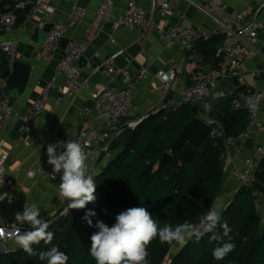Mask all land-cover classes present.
Wrapping results in <instances>:
<instances>
[{
  "label": "crops",
  "instance_id": "obj_1",
  "mask_svg": "<svg viewBox=\"0 0 264 264\" xmlns=\"http://www.w3.org/2000/svg\"><path fill=\"white\" fill-rule=\"evenodd\" d=\"M128 1L112 0L111 20L95 23L94 15L100 0H47L46 5L32 17L27 16L22 24L11 26L5 33H0V51L5 53L1 49L3 43L14 42L15 58L28 62L32 67L29 84L19 99L11 95L5 79L0 78V96L10 99L14 111V117L9 122L0 124V157L7 156V161L4 164L0 162V166L15 179L17 194L15 201L0 204V226L9 221L21 223L16 221L15 214L23 211L26 202L35 203L40 212H47L50 216L64 208L58 197L61 174L52 178L51 165L47 163V146L52 141L75 140L87 129L93 122V115L83 112V107L92 102L96 89L107 85L115 90L122 88V77L111 79L104 73V64L109 58L114 56L118 66L129 69L133 74L142 69L147 71L145 78L132 90L133 105L120 121V132L126 126L134 127L159 108L175 107L180 102L184 90L197 82L194 76L197 69L205 73L219 70L223 47L229 39L225 25H228L229 19L237 12L246 11L249 18L261 21L263 27L259 30L256 44L249 50L243 62L241 70L244 83L219 78L212 93L197 106L199 117L210 123L209 116L221 98L242 96L257 89H264V0H195L210 13L201 11L187 0H179L169 15L170 25L181 22L185 26L191 25L199 33V38L190 47L185 48L180 44L167 45L162 34L163 19L157 11L153 15L152 27L146 31L119 24L125 16ZM151 1L136 0L137 4L148 12L151 11ZM74 4L86 8V14L76 15L73 12ZM50 24L54 27L63 24L65 28L60 47L55 58L51 60L42 57L50 31L54 28L47 32L45 27ZM89 29L92 33L87 48L76 60L80 71L79 87L71 94H64L61 89L66 85L67 77L58 67L59 60L65 55L69 43L84 38ZM62 40H66L63 45ZM213 47H216L215 52ZM172 67H177L178 72L173 89L168 92L158 90L157 86L161 82L159 72ZM47 86L49 96L36 125L21 131L22 120L16 115L25 114ZM171 91L174 93L168 99ZM204 103L211 104L210 111L203 109ZM259 113V124L251 135L238 141L231 156L224 160L223 189L214 203H219L220 214L241 187L233 174V168H242L245 159L251 155L258 156L254 151L255 138L264 146V101L259 106ZM118 133H115L112 139ZM109 144L110 141L101 153L108 152ZM101 153L88 160L93 177L101 172L111 156V153H107L100 161ZM40 167L46 172H39ZM2 191L3 186L0 184V194ZM260 215L263 222L264 203ZM28 230L31 228L24 226L20 233ZM16 235L0 242V253L19 247L15 243Z\"/></svg>",
  "mask_w": 264,
  "mask_h": 264
},
{
  "label": "trees",
  "instance_id": "obj_2",
  "mask_svg": "<svg viewBox=\"0 0 264 264\" xmlns=\"http://www.w3.org/2000/svg\"><path fill=\"white\" fill-rule=\"evenodd\" d=\"M31 9L32 4L17 8L14 0H0V21L2 15H15L10 26L3 27L0 23V33L22 24ZM212 50L215 52L216 47ZM10 61L11 56L0 51V78L11 75ZM235 97L225 96L215 105L209 116L208 135L184 162L180 155L185 146L173 149V145L187 123L199 116L197 106L182 103L173 108L162 107L134 127L122 128L100 159L111 153L107 164L93 177L96 202L89 203L85 209L61 214L67 206L63 205L53 216L40 212V218L49 223L48 231L54 234L51 243L41 241L33 245V255L20 247L1 252L0 264H46L39 254L53 246L68 256L67 264H96L90 255V237L98 231L96 221L111 226L117 214L131 207L147 208L161 227L198 223L223 189L225 138L238 137L248 123L247 112L233 108ZM212 130L220 134L213 136ZM166 152L172 153V159L162 163ZM256 179L252 188L241 186L236 192L221 212L214 233L204 235L199 241L187 240L172 253L168 264H264V221L252 194L253 188L264 193V159ZM89 211L95 213L90 217L92 226L82 219ZM224 223L231 229L227 237L221 227ZM24 226L30 227L27 223ZM214 235L221 239H213ZM229 239L235 245L234 250L223 260H215L213 249ZM174 244L161 243L158 237L153 239L147 247L148 264H163Z\"/></svg>",
  "mask_w": 264,
  "mask_h": 264
},
{
  "label": "built area",
  "instance_id": "obj_3",
  "mask_svg": "<svg viewBox=\"0 0 264 264\" xmlns=\"http://www.w3.org/2000/svg\"><path fill=\"white\" fill-rule=\"evenodd\" d=\"M17 8H24L27 4H32V9L28 14V18L43 8L47 0H14ZM190 4L196 6L198 9L205 13L210 11L195 0H187ZM179 0H158L151 1V11L148 12L139 6L136 0H129L126 7V13L122 20L118 23L127 27H138L143 30H148L153 25V15L157 11L163 19V37L168 46L180 44L182 47H190L198 38L199 33L191 25L185 26L183 23L170 25L169 15L174 11ZM111 4L112 0H100L98 10L94 15V22H103L111 20ZM86 8L78 4L73 5V12L76 15L83 16L86 14ZM186 17V14L184 15ZM15 16L12 13L2 15L1 25L3 27L13 24ZM226 26V31L229 33V39L223 47V58L221 67L216 72L205 73L197 69L194 76L197 82L186 88L182 94V98L177 105L188 103L198 106L203 99L208 97L214 87L216 86L219 78H227L230 81H237L244 83L242 74V65L247 58L249 50L254 47L258 40L259 30L263 27V23L257 19L249 18L246 11L237 12ZM65 28L63 24L56 25L49 34L48 43L42 52V57L45 59H54L57 50L60 47L61 39L64 37ZM92 31L89 29L87 35L80 39L74 40L69 43L65 55L59 60V69L66 74V85L61 89L64 94H71L79 87V68L76 65V60L79 56L83 55L87 48L88 40ZM113 41V40H112ZM1 49L11 56L15 57V43L6 42L1 45ZM104 73L107 77L115 79L122 77L123 86L120 90H115L109 85L96 89L92 102L83 107V112L93 115V122L87 127L86 130L81 132L76 141L82 145L87 146L92 155L90 159L97 157L103 147L113 138L115 133L119 132V124L123 116L133 105L132 90L137 84L147 75L146 69H142L139 73L133 74L129 69L118 66L115 63L114 56L109 58L104 64ZM177 67H172L168 70H162L158 76L160 78V85L157 86L158 90L166 91L173 89V84L177 78ZM52 85V84H50ZM49 85V86H50ZM49 86L43 89L40 97L33 102L32 106L25 114H17L16 117L22 120L20 129L26 131L36 125L37 118L44 108L45 101L49 96ZM264 101V89H257L248 94L237 96L233 99V108L236 110H245L248 114V123L244 131L238 137H226L224 141L225 152L224 160L231 156L232 151L236 148L238 141H242L249 137L254 128L259 124L260 113L259 106ZM251 104L257 105V110L252 111ZM176 105V106H177ZM14 117L13 106L10 99L6 96H0V124L9 122ZM63 141V140H62ZM66 142V140H64ZM254 151L258 155L249 156L245 159L243 167H234L233 174L241 184L252 188L256 183V172L262 159H264V146H262L258 139H254ZM58 142H49L48 144H55ZM61 149H57V154ZM7 161V156L2 155L0 162L4 164ZM52 171V166L51 169ZM39 172H46L44 168H39ZM62 174V173H61ZM0 184L3 186V191L0 194L1 203H11L16 200L17 194L15 192L16 181L8 175L0 166ZM252 194L255 197V206L261 212L264 203V193L253 188ZM58 197L61 203L66 206L68 201L61 197L58 192ZM67 208V206H66ZM65 208V209H66ZM64 209V210H65ZM63 210L62 214L65 213ZM200 221V220H199ZM199 223V222H198ZM23 223H16L13 221L6 222L5 225L0 226V242L12 238L19 234L23 229ZM179 244H174L170 247L169 255L179 247Z\"/></svg>",
  "mask_w": 264,
  "mask_h": 264
},
{
  "label": "clouds",
  "instance_id": "obj_4",
  "mask_svg": "<svg viewBox=\"0 0 264 264\" xmlns=\"http://www.w3.org/2000/svg\"><path fill=\"white\" fill-rule=\"evenodd\" d=\"M215 98V97H214ZM205 111L211 110L210 103L202 105ZM252 111L257 110L256 104H251ZM216 136V130L210 133ZM61 149L57 154V149ZM87 146L76 140L60 141L47 146V163L52 166V178L60 175L59 194L68 201V207L64 210L85 209L89 203L96 202V184L93 174L89 169L88 160L92 155L86 150ZM94 212H86L82 217L92 226L91 216ZM15 219L21 223H27L31 230L24 231L15 237V243L29 255L34 254L33 245L41 241L51 243L53 233L48 231L49 223L40 218V209L35 203H25L22 212L15 214ZM220 205L213 207L200 219L199 223L185 222L173 227L170 224L160 226L157 219L145 207H131L121 211L115 217V223L111 226L101 220H97L94 232L90 239V255L96 264H148V245L155 238L161 243L183 245L189 239L199 241L204 235L214 233L220 224ZM223 235L227 237L231 231L227 223L221 225ZM0 235H3L0 232ZM213 239L221 237L214 235ZM235 248L228 241L215 247L212 256L215 260H223ZM40 259L46 264H67L68 256L53 246L46 252H41Z\"/></svg>",
  "mask_w": 264,
  "mask_h": 264
},
{
  "label": "water",
  "instance_id": "obj_5",
  "mask_svg": "<svg viewBox=\"0 0 264 264\" xmlns=\"http://www.w3.org/2000/svg\"><path fill=\"white\" fill-rule=\"evenodd\" d=\"M53 27L54 25L50 24L45 27V30L49 32ZM63 41L65 43L66 40H62V45ZM10 68L11 75L5 79V83L11 95L15 99H19L20 96L25 92L29 84L32 67L28 62L14 57L10 61ZM173 93L174 91L169 92L168 99L172 97ZM138 123H136L135 125H137ZM209 130L210 123L208 121L203 120L199 116L195 117L187 123V125L184 127L181 134L178 136L176 142L173 145V149L185 146L183 152L180 155V159L182 162L187 161L191 157V155L197 150V148L201 145L202 141L208 135ZM104 154L105 152H102L99 156V159H101ZM171 159L172 153L166 152L161 162L166 163Z\"/></svg>",
  "mask_w": 264,
  "mask_h": 264
},
{
  "label": "rangeland",
  "instance_id": "obj_6",
  "mask_svg": "<svg viewBox=\"0 0 264 264\" xmlns=\"http://www.w3.org/2000/svg\"><path fill=\"white\" fill-rule=\"evenodd\" d=\"M64 210V209H63ZM63 210L60 211V213L62 214ZM181 246H179L178 248H180ZM172 255H168L166 260L164 261L163 264H168L170 262V259H171Z\"/></svg>",
  "mask_w": 264,
  "mask_h": 264
}]
</instances>
